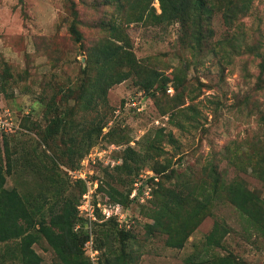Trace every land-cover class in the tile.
Masks as SVG:
<instances>
[{
	"label": "rangeland",
	"instance_id": "1",
	"mask_svg": "<svg viewBox=\"0 0 264 264\" xmlns=\"http://www.w3.org/2000/svg\"><path fill=\"white\" fill-rule=\"evenodd\" d=\"M71 2L79 14L78 28L83 35L80 44L70 33L73 19L69 0H0V120L5 124L0 126V162L4 160V165L7 164V141L9 149L19 153L39 147L36 129L46 125V103L58 87L79 83L88 52L109 36L106 27L119 25L130 38L141 65L167 78L174 94L166 97L158 93L143 114L128 109L118 112L123 100L140 90L136 83L139 78L134 75L113 87L108 93V104L101 103L94 111H83L78 98L71 101L76 123L108 114L113 119L110 124L119 122L125 139L139 150L148 147L161 128L163 135H173L172 143L166 138L156 143L155 149H149L152 160L148 161V167L136 177H128L127 182L108 175L114 166L121 164V152L126 145L101 140L87 154L88 157L92 153V157L84 162L85 156L77 168L87 180H98L104 188L110 183L126 194L130 189L133 192L136 183L141 184L142 194L138 190L136 200L130 197L127 207L117 204L120 210H114L115 215L110 218L130 235L123 242H114L117 255L123 256V264H188L189 258L228 254L239 264H264V234L250 227L224 197L214 202L213 216L199 225L183 249L167 246L166 235L151 236L147 232V225L153 223L150 214L160 196L155 197L160 189L158 183L148 180L150 174H155L152 169L155 162L171 160L177 172L188 170L198 177H203L212 163L225 183L242 179L264 201V179L259 176L263 170L256 167L260 156L264 158V74L261 77L260 68L264 58V0H250L248 12L244 8L237 10L242 2L232 7V27L225 18L228 2L209 0L213 13L204 21L200 36L195 35V26L189 23H161L151 14L126 24L124 11L115 4H107V0ZM153 6L156 15L160 14L158 1ZM102 22L109 25L102 26ZM3 64L9 66L12 74L6 84L1 79ZM174 83L179 84L178 95ZM109 128L110 125L104 131ZM57 144L62 150L67 146L60 139ZM62 169L72 182L68 195L80 196L77 179L69 173L73 170ZM134 179L131 187L129 182ZM15 180L16 175L8 176L7 186L13 187ZM173 182L163 183L171 187ZM93 202L100 203L102 208L116 206L102 192L96 193ZM95 214L91 229L94 243L101 229L113 227L100 209ZM216 221L226 223L230 233L224 239V247L205 252L206 236ZM95 222L98 226L108 223L100 228L94 226ZM34 248L43 258L41 264H60L44 238ZM85 253L88 256V251ZM100 261L107 264V255L101 251Z\"/></svg>",
	"mask_w": 264,
	"mask_h": 264
},
{
	"label": "trees",
	"instance_id": "2",
	"mask_svg": "<svg viewBox=\"0 0 264 264\" xmlns=\"http://www.w3.org/2000/svg\"><path fill=\"white\" fill-rule=\"evenodd\" d=\"M155 1H158L161 10L158 15L153 6ZM208 1L107 0V4H115L120 11H124L126 24L133 20H143L146 15L151 14L161 23L173 24L179 21L189 23L195 26V35L200 36L204 21L213 13V7ZM226 1L229 10L225 9V18L227 25L232 27V7L242 2L237 5V10L244 8L243 11L248 12L250 0ZM69 2L73 19L69 27L70 33L73 40L80 44L83 35L78 28L79 14L75 3L71 0ZM101 25L109 24L102 22ZM106 29L109 31V36L100 40L86 55V64L81 68L82 77L78 79L79 83L75 85L71 83L64 88L58 87L46 103L44 113L46 125L42 128L37 126L36 129L40 138L38 145L44 146L45 149L34 147L32 151L24 150L19 153L17 150H10L7 141V164L4 165V160L0 162V264H41L43 258L34 246L43 238L61 260L60 264H91L84 248L93 233L87 227L88 219L81 216L79 210L80 200L88 191L87 182L77 179L76 186L80 187V196L68 195L72 182L67 179L68 173L62 167L78 171L81 161L101 140L119 146L126 145L121 152V164L114 166L108 175L127 182L128 177H136L139 171L148 167V161L152 160L149 149H155L156 143L166 138L169 142L173 141V135H163L164 128H161L149 146L139 150L130 145L131 140L125 139L123 130L119 129L121 128L119 122L114 121V124H110L113 119L111 120L108 114L100 115L90 122L76 123L73 107L70 106L72 100L78 98L83 111H94L101 103L108 104V93L113 87L134 75L139 78L136 83L140 90L125 98L118 112L128 109L143 114L151 98H158V93L166 97L174 94L168 93L172 86H169L167 78H163L158 71L147 70L141 65L130 38L122 27L111 24ZM262 59L261 77L264 74V58ZM1 66V79L6 84L12 74L7 64ZM174 86L178 95L179 84L174 83ZM133 101L145 104L146 109L139 111V106H128ZM112 111L115 113V110ZM109 125L110 128L105 132L104 129ZM59 139L67 145L65 150L57 144ZM258 166L264 172L262 156L256 167ZM152 169L155 174H152L148 180L158 183L160 189L155 193V197L156 194L160 196L159 198L157 196L154 210L152 215L150 214L153 223L147 225V232L151 236L155 233L166 235L167 246L183 249L188 238L199 225L207 217L213 216L214 202L220 197L226 198L250 227L264 234V201L256 191L249 189L242 179L225 183L217 171V166L212 163L206 167L203 177L194 175L192 171L186 172L188 170L183 171L184 173L177 172L172 167L171 160L165 163L155 162ZM263 172L259 176L264 179ZM13 175H16L15 184L13 187H8V176ZM123 175H126V179ZM181 176L184 177L182 180L173 182ZM165 180L173 182V186H164ZM90 181L93 184L98 183L94 196L99 192L105 193L114 205L121 204L127 207L131 200H136V198L130 200L131 189L126 194L110 183L104 188V184H100L98 180ZM134 181L135 179L129 182L131 187ZM140 194L142 191L139 189ZM97 204L95 203L96 206ZM97 209L99 208L96 207ZM109 220L108 222L111 223L114 221ZM108 222H103L99 226L95 222L94 226L103 228L102 226ZM112 224L113 227L100 230V236L96 239L94 247L102 254L106 253L107 264H123V256L117 255L113 244L118 240L122 242L127 240L130 235L126 230L119 229L116 223ZM229 233L230 228L226 223L216 221L213 230L206 236L204 251L209 252L211 249L224 247V239ZM96 242L99 243L98 246ZM195 259L189 258L187 263L239 264L230 254ZM99 264H102L101 261Z\"/></svg>",
	"mask_w": 264,
	"mask_h": 264
},
{
	"label": "built area",
	"instance_id": "3",
	"mask_svg": "<svg viewBox=\"0 0 264 264\" xmlns=\"http://www.w3.org/2000/svg\"><path fill=\"white\" fill-rule=\"evenodd\" d=\"M168 93L173 94V88L172 87L169 88ZM128 106H130V107L131 106L132 107L139 106L138 107L139 111H143L147 107L145 104H141V102H138V101H133L131 104H128ZM0 126L5 127V124H3L1 122V120H0ZM90 157H92V153H90L88 155V157H86L84 162H86L88 160V158H90ZM69 173L75 179H83L87 182L88 191L84 195V198H83L82 203L79 207V210H80V215L84 216L88 219L87 227L89 228L90 231L92 229L91 227H92L93 221L96 220V214H95L96 207H98L103 212V214L106 215L107 219H110L115 215L114 210H116V212L120 210L119 205L113 206V208L111 206L107 207V205H106L104 208H102V205L100 203H98L96 206L95 203L93 202V196H94L95 190L98 187V183L95 182L93 184L91 181H88L86 175L84 173H82L81 171H69ZM150 175L152 176V174H150ZM140 185L141 184H138V183L135 184L136 188L133 190V192L130 196L131 199H134L137 196L138 190L140 189ZM84 250L88 251V257L90 258L91 264H99V251L97 249H95V247H94V239H93L92 234H91L90 240L85 244Z\"/></svg>",
	"mask_w": 264,
	"mask_h": 264
}]
</instances>
